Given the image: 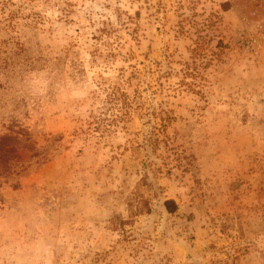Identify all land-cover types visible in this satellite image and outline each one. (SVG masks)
I'll return each mask as SVG.
<instances>
[{
	"label": "rangeland",
	"instance_id": "obj_1",
	"mask_svg": "<svg viewBox=\"0 0 264 264\" xmlns=\"http://www.w3.org/2000/svg\"><path fill=\"white\" fill-rule=\"evenodd\" d=\"M17 129L0 264H264V0H0Z\"/></svg>",
	"mask_w": 264,
	"mask_h": 264
},
{
	"label": "trees",
	"instance_id": "obj_2",
	"mask_svg": "<svg viewBox=\"0 0 264 264\" xmlns=\"http://www.w3.org/2000/svg\"><path fill=\"white\" fill-rule=\"evenodd\" d=\"M219 44H222L219 42ZM28 138L26 132L22 129H17L16 131H11L8 134H4L0 136V178L6 177L10 175L12 171L10 168V161L13 159H18L19 156L17 154V145L21 144V141L27 142ZM14 175H19L21 171H12ZM163 207L165 211L169 214H174L177 210V206L173 200H166L163 203ZM129 210L131 211L132 217L137 216L138 214L149 213V205L145 201L139 202V207H135L132 209V204H129ZM126 223H121L120 225H124Z\"/></svg>",
	"mask_w": 264,
	"mask_h": 264
}]
</instances>
